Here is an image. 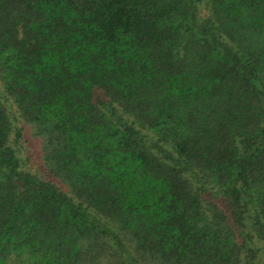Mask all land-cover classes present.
I'll list each match as a JSON object with an SVG mask.
<instances>
[{
  "label": "trees",
  "instance_id": "1",
  "mask_svg": "<svg viewBox=\"0 0 264 264\" xmlns=\"http://www.w3.org/2000/svg\"><path fill=\"white\" fill-rule=\"evenodd\" d=\"M0 264H264V0H0Z\"/></svg>",
  "mask_w": 264,
  "mask_h": 264
}]
</instances>
